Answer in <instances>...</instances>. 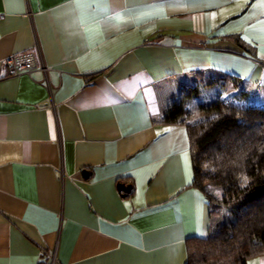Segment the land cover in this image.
Instances as JSON below:
<instances>
[{
    "label": "crops",
    "instance_id": "crops-1",
    "mask_svg": "<svg viewBox=\"0 0 264 264\" xmlns=\"http://www.w3.org/2000/svg\"><path fill=\"white\" fill-rule=\"evenodd\" d=\"M262 48L264 0H0V264H184L209 206L160 120L197 71L264 103Z\"/></svg>",
    "mask_w": 264,
    "mask_h": 264
},
{
    "label": "trees",
    "instance_id": "trees-1",
    "mask_svg": "<svg viewBox=\"0 0 264 264\" xmlns=\"http://www.w3.org/2000/svg\"><path fill=\"white\" fill-rule=\"evenodd\" d=\"M232 37L250 52L239 37ZM195 75L198 79L188 83V90L197 91L202 78L201 83L208 85L230 81L238 92L200 102L203 116L195 121L188 119L191 113L182 100L174 99L160 120L186 125L191 185L209 206L207 233L185 240L184 264H248L264 256V103L248 97L234 75L201 71Z\"/></svg>",
    "mask_w": 264,
    "mask_h": 264
},
{
    "label": "rangeland",
    "instance_id": "rangeland-1",
    "mask_svg": "<svg viewBox=\"0 0 264 264\" xmlns=\"http://www.w3.org/2000/svg\"><path fill=\"white\" fill-rule=\"evenodd\" d=\"M201 81H204V79L201 78L200 82L197 84L198 86L197 91L193 89L188 90L187 87H185V89H183L182 87H179L180 91L178 90V92H176V95L178 96H175V98L181 99L187 111L191 113L188 118L190 121H195L203 116L202 112L198 108V104L200 102L210 103L212 101H215V99L219 95H221V93L223 95H226V93L229 95L230 94L233 95L234 93L238 92L236 89H234L232 85H230L231 84L230 81L228 82L229 84L222 85V86H219L217 84H214V85L202 84ZM236 81H237L238 87L243 85L242 81H240L238 78H236ZM189 83L192 85L194 82H189ZM175 86L177 87L178 85L176 84ZM161 96L164 97L166 95H161ZM246 99L247 101H250V98H245V100Z\"/></svg>",
    "mask_w": 264,
    "mask_h": 264
},
{
    "label": "built area",
    "instance_id": "built-area-1",
    "mask_svg": "<svg viewBox=\"0 0 264 264\" xmlns=\"http://www.w3.org/2000/svg\"><path fill=\"white\" fill-rule=\"evenodd\" d=\"M5 63L10 76L30 74L32 71L38 69L42 72L46 80V71L48 68L41 61L37 63L35 54L32 51H25L12 55L7 58ZM42 264H57L54 253L48 254V258Z\"/></svg>",
    "mask_w": 264,
    "mask_h": 264
},
{
    "label": "water",
    "instance_id": "water-1",
    "mask_svg": "<svg viewBox=\"0 0 264 264\" xmlns=\"http://www.w3.org/2000/svg\"><path fill=\"white\" fill-rule=\"evenodd\" d=\"M118 188H119L121 191H125V192H127V191L129 190L130 186H129V185H125V184H123V183H119V184H118Z\"/></svg>",
    "mask_w": 264,
    "mask_h": 264
},
{
    "label": "snow or ice",
    "instance_id": "snow-or-ice-1",
    "mask_svg": "<svg viewBox=\"0 0 264 264\" xmlns=\"http://www.w3.org/2000/svg\"><path fill=\"white\" fill-rule=\"evenodd\" d=\"M77 2L79 3L80 0H77ZM261 54L264 55V48L261 49Z\"/></svg>",
    "mask_w": 264,
    "mask_h": 264
}]
</instances>
